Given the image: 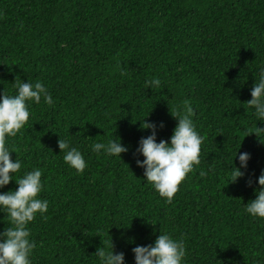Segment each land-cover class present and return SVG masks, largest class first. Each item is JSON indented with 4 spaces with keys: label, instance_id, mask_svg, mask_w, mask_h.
Returning <instances> with one entry per match:
<instances>
[{
    "label": "trees",
    "instance_id": "1",
    "mask_svg": "<svg viewBox=\"0 0 264 264\" xmlns=\"http://www.w3.org/2000/svg\"><path fill=\"white\" fill-rule=\"evenodd\" d=\"M262 67L264 0H0V93L41 81L55 102H29L7 142L22 161L14 179L42 170L49 202L29 224L32 264H101L95 253L110 242L135 264L132 249L159 231L184 239V264H264V220L243 211L264 172V119L247 104ZM187 107L201 163L167 203L137 167L151 134L140 124L168 141ZM112 135L129 148L121 161L90 149ZM59 138L83 153L82 174L64 163ZM240 153L250 159L231 183ZM10 226L0 213V232Z\"/></svg>",
    "mask_w": 264,
    "mask_h": 264
},
{
    "label": "clouds",
    "instance_id": "2",
    "mask_svg": "<svg viewBox=\"0 0 264 264\" xmlns=\"http://www.w3.org/2000/svg\"><path fill=\"white\" fill-rule=\"evenodd\" d=\"M160 86V80L149 82V86ZM15 94L0 93V189L5 188L10 181L18 185L15 191H0V213H6L11 220V226L0 232V264H32L31 256L36 247L35 241L30 239L29 224L37 215L44 217L49 208V202L40 198L43 190L41 177L42 170L34 168L23 172L14 179V174L20 173L22 161L12 160L10 153L14 149L7 146L9 138L15 137L25 126L31 116L30 103L40 104L41 101L48 106H54V100L48 88L43 82L35 83L14 82ZM251 100L247 103L254 108L255 115L264 119V67L260 68L258 80L250 92ZM177 121V126L168 141L161 140L157 143V126L152 123L142 122V130L151 132L146 138L138 142L136 153L143 157L137 160V167L144 170V182L171 203L179 185L201 163V145L203 137L199 134L194 123V112L187 107L184 113L177 111L172 115ZM163 127V125H160ZM260 132L264 130L258 129ZM58 148L63 152V160L66 165L83 173L87 162L83 153L73 147L69 140L58 139ZM93 152L101 153L107 157H114L121 161V154L129 151L128 146L113 135L107 143L94 142L90 145ZM237 156V151L234 157ZM250 159L248 153H240L238 156L239 167L231 166V183L243 178L244 171ZM203 177L207 175L203 170ZM258 190H254L255 199L243 206L246 215L253 219L264 220V172L256 181ZM135 264H184L186 257V245L183 238H173L168 233H161L154 243L147 246H136L132 249ZM95 256L99 257L101 264H125L123 253H115L111 242L108 249H97Z\"/></svg>",
    "mask_w": 264,
    "mask_h": 264
}]
</instances>
